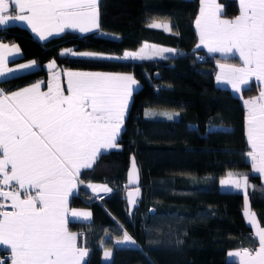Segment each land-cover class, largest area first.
<instances>
[{"label": "trees", "instance_id": "trees-1", "mask_svg": "<svg viewBox=\"0 0 264 264\" xmlns=\"http://www.w3.org/2000/svg\"><path fill=\"white\" fill-rule=\"evenodd\" d=\"M218 1L223 15L239 12L238 0ZM198 4L199 0H99V30L118 37L67 31L39 41L26 26L0 27V40L16 42L22 51L11 63L39 65L0 80L5 91L45 77L43 63L51 59L61 68L130 72L139 82L117 140L119 147L108 150L80 177L106 184L112 191L96 199L81 185L72 197L73 205L92 213L90 224L69 222L71 229L84 233L88 264H232L226 259L227 250L257 246L243 216L245 192L222 189L220 180L229 173L248 177V205L264 227V177L247 159L250 147L242 100L257 94L260 85L251 81L236 94L215 83L220 57L195 46ZM156 20L170 22L172 31L149 27ZM144 41L169 45L176 53L135 61L61 55L64 47L121 54ZM198 53L205 57L197 59ZM148 111L154 114L146 115ZM164 112L178 115L170 120L158 114ZM131 153L139 166L140 193L128 214L123 184ZM124 231L137 245H115ZM102 244L113 250L109 261L101 259Z\"/></svg>", "mask_w": 264, "mask_h": 264}, {"label": "snow or ice", "instance_id": "snow-or-ice-1", "mask_svg": "<svg viewBox=\"0 0 264 264\" xmlns=\"http://www.w3.org/2000/svg\"><path fill=\"white\" fill-rule=\"evenodd\" d=\"M195 26L197 48L209 53L236 57L241 66L219 63L218 82L236 92L253 78L264 83V0H239V14L222 16L217 0H200ZM25 22L40 40L66 30L89 33L99 30L98 0H0V25ZM172 31L170 22L149 25ZM145 47H148L147 45ZM16 45L0 42V77L28 70L36 61L9 68V57L19 53ZM175 49L152 46L151 55L142 48L124 52L122 57H104L93 52L65 49L61 55L107 59H152ZM55 61L48 67L54 68ZM53 72L47 90L37 82L18 91L0 89V246L11 253V264H88L89 249L78 243L80 233L69 230V217L89 221L92 213L69 208V198L84 185L94 196L112 191L106 184L85 185L83 170L93 169L108 150L118 148L125 115L138 81L132 74L65 71ZM247 109V156L252 169L264 176V89L244 100ZM151 111L146 115H153ZM173 119L174 113H158ZM234 175L238 178H234ZM222 185L245 191L243 215L254 229L258 247L228 252L237 264H264V227L247 199L248 177L228 174ZM139 173L133 159L129 184H136ZM139 188L128 192L130 206L136 204ZM117 245H136L124 231ZM103 247V244H102ZM113 250L103 247V258L111 260ZM0 264H5L0 261Z\"/></svg>", "mask_w": 264, "mask_h": 264}, {"label": "crops", "instance_id": "crops-1", "mask_svg": "<svg viewBox=\"0 0 264 264\" xmlns=\"http://www.w3.org/2000/svg\"><path fill=\"white\" fill-rule=\"evenodd\" d=\"M238 1H239V0H238ZM98 2H99V0H98ZM217 3H218V4L221 6V8H222V5L219 3L218 0H217ZM200 7H201V4H200V0H199L198 10H197V14H196V16H195V20H196L197 16L199 15ZM238 14H239V12H238L235 16H233V17H227V16L223 15V8H222V16H223V18H226V19H232V18H235ZM195 20H194V21H195ZM153 22H156V23H167L168 21H164V20H156V21H153ZM153 22H151V23H153ZM151 23H150V24H151ZM9 24H18V25L26 26V27L30 30V32L33 34V36H34L37 40H39V41H46V40H40L39 37H38L35 33H33V32L31 31L30 27H28V25H27L25 22H22V21L12 20V21H9V23L6 24V25H0V27H5V26H7V25H9ZM194 24H195V23H194ZM195 27H196V26H195ZM158 29H163V28H158ZM163 30H164V29H163ZM196 30H197V29H196ZM67 31H68V32H69V31H70V32H75V33H78V34H85V33H80V32H78V31H73V30H66L65 32H67ZM96 32H98V33L101 34V35H105V36L118 37V36L115 35V34L107 33V32H105V31H101V30H96ZM63 33H64V32H63ZM63 33H61V34H63ZM61 34H59V35H61ZM54 36H58V35H53V36H51V37H54ZM51 37H49V38H51ZM49 38H48V39H49ZM0 42L5 43V44H8V45H10V46H11V45H16V46L19 47V45H18L16 42H5V41H2V40H0ZM198 43H199V36H198V32H197V41H196V45H197ZM146 45H147L148 47H145ZM196 45H195V46H196ZM152 46H155V47H157V48H170V49H175V48H173V47H171V46H169V45L160 44V43L153 42V41H144V42H143V43H142L137 49H134V50H125V51H123L121 54H111V53H110L109 56H104V57H122L123 54H124V52H126V51H129V52H137V51H140L142 48L145 49V54H147V55H151V53H152ZM19 49H20L19 53H17V54H15V55L9 57V63L7 64V67H9V68H14V69H18V68H19V65L31 62V61H26V62H20V63H11V61H12L13 59H17V58H19V57L22 55L21 48L19 47ZM65 49H72V48H71V47H64V48L61 49V52H63V50H65ZM200 49H202V51H203L205 54L216 55L217 57H220V58L216 59V70H215V72H214V80H215V83H216L218 86L227 87V88H229L230 90H232L234 93L239 94L240 92H236L235 90H233L232 87H231V85H228V84H225V83H222V82H218L217 79H216V76H217V75L219 74V72H220V68H219V66H218L219 63L234 64V65H236V66H241V65H242V61L239 59V57H238V56H236V57H231V56L226 57V56H222L220 53H209V52L207 51V49H206L205 47H203V46H201ZM72 50H73V49H72ZM175 50H176V49H175ZM74 51H75V50H74ZM76 52L78 53V51H76ZM96 53H98V52H96ZM175 53H176V51H175V52H166V53L163 54V57H164V56L173 55V54H175ZM98 54H99V53H98ZM68 55H70V54H68ZM72 56H73V55H72ZM75 56L84 57V56H80V55H75ZM158 57H161V56H155V57H153V58H158ZM230 58H235V60H237V63H236V62L234 63L233 60H231ZM122 60H127V59H122ZM129 60H131V59H129ZM136 60H140V59H136ZM53 61H55V60L51 59V60H48V61H46L45 63H43V67L45 68V70H46V72H47V74H46L45 77L38 78V79H36V80L33 81V82H30V83H28V84H26V85H23V86H21V87H18V88L12 89V90H10V91H5V90H4V91H5V92H8V93L13 92V91H18V90H20V89H22V88H24V87H30L32 84L37 83V82H43V83H41V89L44 90V91H46V90H47V83H48V81L51 79V75H52L53 72H58V73H60V80H61L62 83H65V82H66V77H64V75H63V73H64L65 71L103 72V73L132 74V73H130V72H126V71H108V70H97V69H78V68H68V67H62V68H61L60 66H58V65L56 64V62H55V66H54V68H51V69H50V68L48 67V65H49V63H51V62H53ZM134 61H135V60H134ZM38 67H39V65H38L37 62H36V66H34L33 68L28 69V70H19V71H17V72L14 73V74H9V75H7V76H5V77H0V80H4V79L10 78V77H12V76H15V75H18V74H21V73H24V72H28V71L35 70V69H37ZM132 75H133V74H132ZM135 79H136V78H135ZM136 80H137V79H136ZM252 81H254V82H256V83H258V84L260 85V91H261L262 89H264V83H261V82H259V81H256L255 78H253ZM138 87H139V82H138V85L135 87V90H136ZM242 87H244V86H242ZM0 89H3V88L0 86ZM260 91H259L257 94L253 95V96H244V97L242 98L243 103H244V100H246V99H250V98H253V97L258 96L259 93H260ZM130 102H131V101H130ZM129 104H130V103H129ZM126 114H127V113H126ZM125 116H126V115H125ZM246 116H247V109H246V107H245V135H246ZM246 138H247V136H246ZM248 145H249V144H248ZM247 159L251 162V160H250V158H249L248 156H247ZM263 177H264V176H263ZM228 178H229V176H226V177L221 178V180H220V186H221L222 189H228V190H240V191H242V192H245L243 189H236V188H234V187H232V186L222 185V184H221V181H222V180H226V179H228ZM234 178H238V176H234ZM87 183H89V182H85V185H86ZM91 183H93V184H97V185H104V184L99 183V182H91ZM89 190H90V189H89ZM90 191H91V190H90ZM77 192H78V191H77ZM77 192H76L74 195H76ZM74 195H73V196H74ZM73 196H71V197L69 198V208H70V209H77V210L90 211V209L87 208V207L73 205V203H72V197H73ZM244 209H245V201H244V206H243V213H244ZM251 211H252V210H251ZM252 212H253V211H252ZM243 216H244V215H243ZM256 218H257V217H256ZM244 219H245V221H246L245 216H244ZM70 221H74V220H72V218L69 217V222H70ZM91 221H92V219L89 220V221H83V220H81V221H75V222L84 223V224H90ZM246 222H247V221H246ZM247 224H249V223H247ZM249 225H250V224H249ZM250 226H251V225H250ZM259 226L261 227L260 224H259ZM68 227H69V225H68ZM251 228L253 229V233H254V232H255V229H254L252 226H251ZM69 230L72 231V232H76V233H80V234H82V235L78 238V243L81 244V245H83V246H85V244H84V233L81 232V231L75 230V229H71L70 227H69ZM256 240H257V238H256ZM115 245H117V244L115 243ZM136 245H137V244H136ZM117 246H133V245H117ZM0 247H2V248H4V249H7L6 246H0ZM256 247H258V240H257V246H256ZM247 248H250V247H247ZM240 249H242V247H240V248H233V249H229V250H227V252H226V259H227L228 261L232 262V264H237L236 258L229 257V256H228V252H230V251H236V250H240ZM7 250H8V249H7ZM8 251L10 252V250H8ZM101 259H102L103 261H109V260H105V259L103 258V248H102V250H101ZM4 262H5V264H11V253H10V257H9L7 260H5Z\"/></svg>", "mask_w": 264, "mask_h": 264}, {"label": "water", "instance_id": "water-1", "mask_svg": "<svg viewBox=\"0 0 264 264\" xmlns=\"http://www.w3.org/2000/svg\"><path fill=\"white\" fill-rule=\"evenodd\" d=\"M158 76H159V74L155 71L154 77H158ZM133 159L135 161V165H136V168H137L138 173H139V180H138V183H136V184H129V172L132 169ZM123 185L125 187L124 198H125V203H126L127 211H128V214H132L133 211H134V209H135V207L138 204L139 195L136 197V204L134 206H130L129 205V202H128V192H130V191H133L134 192L137 187L138 188L140 187V171H139V166L137 164V161L135 159V156L132 153L129 155L128 167H127V170H126V178H125V182H124ZM139 193H140V188H139Z\"/></svg>", "mask_w": 264, "mask_h": 264}, {"label": "built area", "instance_id": "built-area-1", "mask_svg": "<svg viewBox=\"0 0 264 264\" xmlns=\"http://www.w3.org/2000/svg\"><path fill=\"white\" fill-rule=\"evenodd\" d=\"M205 56L201 53H198L197 54V59H203ZM96 199H98V197L94 196ZM0 202H5L7 203L6 201H0ZM10 257V252L7 250V249H4L2 247H0V261H5L7 260L8 258Z\"/></svg>", "mask_w": 264, "mask_h": 264}, {"label": "rangeland", "instance_id": "rangeland-1", "mask_svg": "<svg viewBox=\"0 0 264 264\" xmlns=\"http://www.w3.org/2000/svg\"><path fill=\"white\" fill-rule=\"evenodd\" d=\"M74 51V50H73ZM78 51V53H82V52H92V51H87V50H75V52ZM96 53V52H93ZM99 54H101L102 56H109L110 53H106V52H98ZM97 53V54H98ZM104 193H100V196L103 195Z\"/></svg>", "mask_w": 264, "mask_h": 264}]
</instances>
